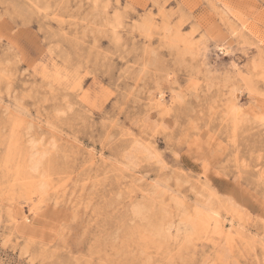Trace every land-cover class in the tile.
<instances>
[{
	"label": "rangeland",
	"instance_id": "374dc122",
	"mask_svg": "<svg viewBox=\"0 0 264 264\" xmlns=\"http://www.w3.org/2000/svg\"><path fill=\"white\" fill-rule=\"evenodd\" d=\"M0 264H264V0H0Z\"/></svg>",
	"mask_w": 264,
	"mask_h": 264
}]
</instances>
